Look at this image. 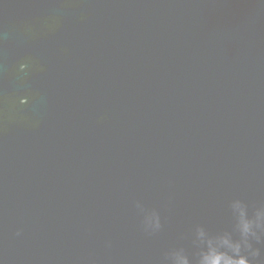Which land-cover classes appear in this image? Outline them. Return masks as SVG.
<instances>
[{
  "label": "water",
  "instance_id": "95a60500",
  "mask_svg": "<svg viewBox=\"0 0 264 264\" xmlns=\"http://www.w3.org/2000/svg\"><path fill=\"white\" fill-rule=\"evenodd\" d=\"M0 37V264H264V0H0Z\"/></svg>",
  "mask_w": 264,
  "mask_h": 264
},
{
  "label": "clouds",
  "instance_id": "9594fccd",
  "mask_svg": "<svg viewBox=\"0 0 264 264\" xmlns=\"http://www.w3.org/2000/svg\"><path fill=\"white\" fill-rule=\"evenodd\" d=\"M3 37H0V45L3 44ZM235 210L239 211L240 216V223L239 228L242 233V235L247 238L248 235H255V232L253 231V222L248 220L246 218V211L241 206L240 202H236L233 205ZM257 220L258 221H264V210L258 211L257 213ZM256 226H260L258 223ZM155 227H159V220L158 217L155 221ZM203 235V231L200 233ZM223 244L227 245L234 255H229L227 252H221L217 248L211 246L209 251L205 253L202 257L201 264H251V262L248 260L247 257L240 255L241 252V245L240 243L233 244L229 239L225 238L222 241ZM245 243H247V240L245 239ZM250 247V245H249ZM259 251L253 253V255H258ZM178 264H187V260L185 258H180L178 260Z\"/></svg>",
  "mask_w": 264,
  "mask_h": 264
},
{
  "label": "flooded vegetation",
  "instance_id": "af4514ba",
  "mask_svg": "<svg viewBox=\"0 0 264 264\" xmlns=\"http://www.w3.org/2000/svg\"><path fill=\"white\" fill-rule=\"evenodd\" d=\"M36 22L39 23V25H35V27H41V28H43V27L45 26V22H46V21H45V20H40V19H39V20H37ZM32 27H33V26H32ZM28 60H30V59H27V58H26V59L22 60V62H21V63H22L21 69H25V68H26V67H25L26 64H24V63H25L26 61H28ZM19 99H21V102H20V103H22V104H24V103H26V102L28 101L27 98L25 99V98H21V97H20Z\"/></svg>",
  "mask_w": 264,
  "mask_h": 264
}]
</instances>
